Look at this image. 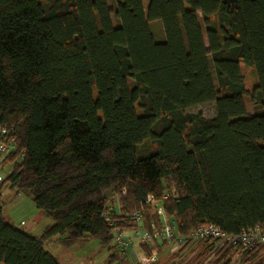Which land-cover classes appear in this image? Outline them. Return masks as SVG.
<instances>
[{"label": "trees", "instance_id": "1", "mask_svg": "<svg viewBox=\"0 0 264 264\" xmlns=\"http://www.w3.org/2000/svg\"><path fill=\"white\" fill-rule=\"evenodd\" d=\"M207 102L212 118L186 111ZM0 124L18 148L1 185L52 220L32 235L0 204V264H59L46 242L88 239L109 261L154 250L161 264L172 239L114 241L138 210L185 239L180 264H231V247L191 233L264 226V0H0ZM238 263L264 264V245Z\"/></svg>", "mask_w": 264, "mask_h": 264}, {"label": "rangeland", "instance_id": "2", "mask_svg": "<svg viewBox=\"0 0 264 264\" xmlns=\"http://www.w3.org/2000/svg\"><path fill=\"white\" fill-rule=\"evenodd\" d=\"M108 4L114 8L116 0H107ZM114 19V18H113ZM115 22V19H114ZM150 29L157 41L163 40V31L161 22L158 20L150 23ZM213 73V71H212ZM251 78L256 82V76L253 69H250ZM246 107L249 113L252 112L251 105L246 99ZM186 111L190 114H201L205 118H212L216 113L215 103L207 102L203 104L194 105L188 107ZM5 159V158H4ZM11 169V164L4 163L0 165V176L5 178ZM0 191V202L2 205V216L11 224L19 227L25 232L32 233L33 235H39L43 229L52 223V220L45 216L43 212L36 208L31 197L22 194H16L15 191H10L7 186L2 185ZM23 220L24 225H20L19 222ZM167 246L161 254L159 263L168 264L173 258H171V250L177 248L176 245ZM44 249L50 252L59 264H135L136 260L125 253H120L116 259L109 261V252L106 247L102 246L95 239L80 240L74 242L70 246H64L57 240H52L44 244ZM141 254V253H139ZM138 254V255H139ZM187 256H175L173 260L175 264L185 262ZM137 259V258H136ZM182 260V261H181ZM138 261V260H137ZM235 264H240L236 262Z\"/></svg>", "mask_w": 264, "mask_h": 264}, {"label": "built area", "instance_id": "3", "mask_svg": "<svg viewBox=\"0 0 264 264\" xmlns=\"http://www.w3.org/2000/svg\"><path fill=\"white\" fill-rule=\"evenodd\" d=\"M18 148L16 145V138L13 127H8L0 124V158L4 159L6 156L15 154ZM20 153V157L22 156ZM124 193V190L121 191ZM120 200L118 193L113 194L112 201L117 204ZM147 202H153V197L149 196ZM143 210L134 211L130 215V219L135 223V226L130 230L113 229L114 241L120 248L125 250L135 245H149L153 239L162 240L167 239L173 241V245H178L185 239L176 236L172 227L167 223L157 229H148L142 226ZM105 220L110 224L111 220L105 215ZM191 236L203 240L208 243H213L216 248L231 247L233 253V262H239L241 258V251L254 249L264 245V226L254 225L242 230L237 234H228L222 231L214 224H203L195 228ZM157 259V254L154 250L150 254H139L138 262L140 264H151Z\"/></svg>", "mask_w": 264, "mask_h": 264}, {"label": "crops", "instance_id": "4", "mask_svg": "<svg viewBox=\"0 0 264 264\" xmlns=\"http://www.w3.org/2000/svg\"><path fill=\"white\" fill-rule=\"evenodd\" d=\"M3 160H4V159H1V158H0V165L4 164V161H3ZM3 180H4V178H3L2 176H0V191H1L2 187H3V186L1 185ZM4 186H7V185H4ZM7 188H9L10 191H14V189L10 188L9 186H7ZM15 193H16V192H15ZM16 194H19V193H16ZM0 195H1V193H0ZM0 201H1V200H0ZM0 204H1V202H0ZM1 207H2V205H1ZM19 224H20V225H24L25 222H23V220H21V221L19 222ZM14 226H15V225H14ZM41 233H42V232H41ZM41 233H40V234H41ZM30 234H32V233H30ZM40 234H39V235H40ZM32 235H33V234H32ZM34 235H35V234H34ZM36 236H38V235H36ZM163 252H164V251H163ZM171 252H172V251H171ZM170 254H171V253H170ZM232 262H233V260H231V264H232Z\"/></svg>", "mask_w": 264, "mask_h": 264}, {"label": "water", "instance_id": "5", "mask_svg": "<svg viewBox=\"0 0 264 264\" xmlns=\"http://www.w3.org/2000/svg\"><path fill=\"white\" fill-rule=\"evenodd\" d=\"M110 192H111V191H107V192L105 193V195H108Z\"/></svg>", "mask_w": 264, "mask_h": 264}]
</instances>
